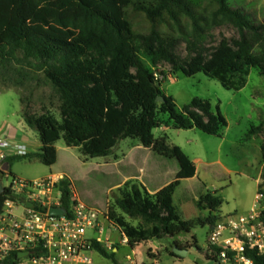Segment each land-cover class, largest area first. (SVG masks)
I'll use <instances>...</instances> for the list:
<instances>
[{
  "label": "trees",
  "instance_id": "obj_1",
  "mask_svg": "<svg viewBox=\"0 0 264 264\" xmlns=\"http://www.w3.org/2000/svg\"><path fill=\"white\" fill-rule=\"evenodd\" d=\"M252 9L246 0H0V67L14 60L37 61L36 70L52 89L60 114L58 118L51 110L34 113L30 98H21V116L38 133L42 146L37 153L5 161L9 170L0 169V181L12 175L11 165L17 160L54 166L61 139L67 147L79 148L85 159L108 157L121 141L134 139L155 155L176 160L179 171L156 193L135 180L118 188L107 216L130 249L190 234L197 226L213 227L222 219L221 195L218 191L201 195L196 206L209 215L184 220L174 195L182 181L196 176V165L181 147L170 143L167 134L156 138L154 132L162 127L197 129L220 137L228 122L219 106L214 110L209 100L199 97L180 109L144 58L154 66L168 63L187 77L203 73L225 89L239 92L247 86L253 68L264 77V22L255 18ZM224 25L233 26L239 38L223 39L207 48L210 33ZM182 44L186 58L178 54ZM18 53L23 55L21 60ZM159 97L164 101L158 102ZM263 128L264 122L253 126L247 138ZM261 152L264 182V143ZM71 187L69 180L60 183L62 205L69 216ZM9 196V189L0 195V215ZM93 247L117 263L115 252L105 245L93 241ZM180 247L200 251L196 237ZM247 256L253 264H264V253L250 251ZM149 257L156 259L151 251ZM205 259L217 260L209 255ZM17 261L14 255L4 264Z\"/></svg>",
  "mask_w": 264,
  "mask_h": 264
},
{
  "label": "rangeland",
  "instance_id": "obj_2",
  "mask_svg": "<svg viewBox=\"0 0 264 264\" xmlns=\"http://www.w3.org/2000/svg\"><path fill=\"white\" fill-rule=\"evenodd\" d=\"M246 4L252 5V14L259 22H264V0H246ZM238 38L239 33L233 26L224 25L210 33L206 46L212 49L223 39L232 41ZM178 54L182 58L188 56L185 44L179 47ZM17 56L20 60L23 57L19 53ZM31 62L19 63L14 60L5 68L0 67V129L2 130V127L8 124L17 125L23 121L21 98H30L32 112L41 114L45 110H51L56 117L60 118L58 102L54 98L52 89L44 83L43 73L36 70L39 63L34 60ZM144 62L156 74L162 90L174 97L180 109L199 97L209 100L214 110L219 106L228 122V126L223 129L220 137L207 135L197 129L171 128L167 134L171 144L181 147L192 161L197 159L196 176L182 181L174 195V204L182 218L190 221L209 215V211H201L196 206V201L208 191H218L223 199L220 216L248 214L254 206L258 191L256 180L260 178L261 172L264 128L254 135L253 139H248L247 134L253 126H259L261 122H264V77L253 68L247 86L236 92L225 89L218 80L209 78L203 73L187 77L175 72L168 63L162 62L154 66L147 58H144ZM11 68L23 71V75L12 71ZM27 130L34 137L39 138L35 130L30 128ZM154 134L156 138H159L163 135V131L157 129ZM139 146L141 148L136 149ZM56 149L58 159L52 168L36 161H14L11 165L12 175L2 180L4 187H8L13 178L36 181L51 173L63 174L70 179L73 196L78 197L89 207L108 212L109 206L118 196V188L115 186H122L126 177L136 173L137 167L132 168L129 164L137 162L150 168L155 163L149 158H159L162 160L161 165L165 168L160 178L163 185L174 181L179 171L176 160L159 157L142 148L134 139L121 141L112 155L94 159H85L79 148L67 147L63 139L57 142ZM129 153L132 155L125 158ZM115 155L122 160L118 169L109 166V164H115L117 160ZM133 223L137 222L133 221ZM102 227V244L106 248L107 245L112 246L113 249L119 248V251L115 253L117 263L94 252L93 264H128L127 257L133 254L124 241L122 232L110 221H103ZM210 231L209 225L197 226L190 234H182L174 239L166 238L142 243L136 248L133 257L138 264H196L189 258L184 261L173 260L169 251H172L175 244L184 246L196 237L200 251L196 248L190 251L198 257L205 258ZM97 236L98 234L94 231L88 232L90 239ZM150 251L157 256V259L149 257Z\"/></svg>",
  "mask_w": 264,
  "mask_h": 264
},
{
  "label": "built area",
  "instance_id": "obj_3",
  "mask_svg": "<svg viewBox=\"0 0 264 264\" xmlns=\"http://www.w3.org/2000/svg\"><path fill=\"white\" fill-rule=\"evenodd\" d=\"M28 154L22 143L0 139L1 164L13 156ZM63 180L69 179L61 175L36 181L13 178L5 187L10 196L0 215V264L14 255L18 256L17 264H93L92 254L97 252L93 241L103 243L102 222L109 221L107 212L73 196L70 216L68 210L64 216H51V208L64 207L60 189ZM19 204L24 207L22 216L13 212ZM89 231L98 234L97 238H88ZM107 248L113 250L112 246ZM250 251L264 253L263 181L248 214L222 217L211 228L205 255L215 256L217 264H253L247 256ZM24 252L28 255L19 257Z\"/></svg>",
  "mask_w": 264,
  "mask_h": 264
},
{
  "label": "crops",
  "instance_id": "obj_4",
  "mask_svg": "<svg viewBox=\"0 0 264 264\" xmlns=\"http://www.w3.org/2000/svg\"><path fill=\"white\" fill-rule=\"evenodd\" d=\"M23 121H20L17 125L8 124V125H6V127H2L3 130L0 129V139L7 138V139H9L11 141L22 143L23 145L27 146V148L29 150V154L37 153L40 150L41 146H42L41 141H40V138L34 137L32 134H30L28 132V130H27L29 127L26 125L25 121L24 122ZM161 129L163 131V134H168V132H169V130L171 128L166 127V128H161ZM253 138H255V137H253ZM253 138H251V139H253ZM139 148H141V147L140 146L139 147H136V149H139ZM144 149H146V148H144ZM146 150H149V149H146ZM132 151L133 150H131V152ZM149 151L151 153H153L151 150H149ZM130 155H132V153L131 154L129 153L128 155H126L125 158L129 157ZM13 157H16V156H13ZM114 157H117L116 158L117 160L115 161V164H111V165L109 164V166H114V167H116L118 169L119 166L122 163V160L119 158L118 155H115ZM149 159L151 161H153V163H155V164L151 165L150 168L149 167L146 168L144 166L145 164H142V163L141 164L140 163L138 164L137 162H134V164H129V166L132 167V168L137 167V170H136V173H134L133 175H131V177H126L124 179V183L127 182V181H129V180H135V181H138L143 186H145L146 189L150 193H156L160 189H162L163 187H165L166 185H168V184L163 185L160 182L161 175H163V173L165 171V168H164V166L161 165V163H162L161 161L162 160H159V158H152V159L149 158ZM36 162H38V161H36ZM193 162L196 163L197 162V159H194ZM4 163L3 164L0 163V167H2L4 165ZM52 167H50V168H52ZM262 172H263V162L261 163L260 178L256 180V183H257L258 187H259V184L263 181L262 180ZM53 175L65 176L63 174H54V173H51L47 177H50V176H53ZM47 177H43V178H47ZM22 180H27V179H22ZM27 181H29V180H27ZM119 187H121V185H116L115 186V188H119ZM13 212L16 215H18V216H22V214L24 213V207L22 205H20V204L19 205H16L14 207V209H13ZM124 241H126V243H127V239L125 237H124ZM135 250L136 249L132 250V254L133 255H135ZM189 250H191V249H189ZM112 251H114L115 253H117L119 251V248H114ZM133 255L127 257L128 264H138L137 261H136V259L133 257ZM152 255L155 256L153 252H152ZM155 257L157 259V256H155ZM170 257L173 260H176V261H184L186 259V258L185 259L177 258L176 256H172V255H170Z\"/></svg>",
  "mask_w": 264,
  "mask_h": 264
},
{
  "label": "water",
  "instance_id": "obj_5",
  "mask_svg": "<svg viewBox=\"0 0 264 264\" xmlns=\"http://www.w3.org/2000/svg\"><path fill=\"white\" fill-rule=\"evenodd\" d=\"M163 101H164L163 97L158 98V102H163ZM1 170L7 172L9 170V163H4ZM5 192H6V188L4 187L3 182L0 181V195L5 194ZM27 206L33 207V204L28 203ZM49 213L51 216H58V217L64 216L67 213V209L64 207H53L50 209ZM172 253L177 258H182V259L189 258L190 260L196 262L197 264H217L215 260H206L205 258L198 257L197 254L191 252L189 249L180 247L178 245L173 246ZM27 255L28 253L24 252V253H20L19 257H25Z\"/></svg>",
  "mask_w": 264,
  "mask_h": 264
}]
</instances>
